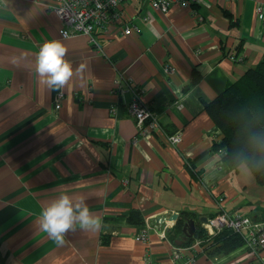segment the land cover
<instances>
[{
	"label": "crops",
	"instance_id": "obj_1",
	"mask_svg": "<svg viewBox=\"0 0 264 264\" xmlns=\"http://www.w3.org/2000/svg\"><path fill=\"white\" fill-rule=\"evenodd\" d=\"M53 3L0 0V264H145L146 255L174 264L175 247L200 239L182 246L172 215L187 214L203 228L222 196L228 212L264 223V187L248 165L231 168L212 150L223 133L205 109L264 60V21L255 12L264 0H200L167 13L153 11L150 0H129L120 21L98 34V46L84 35L63 38ZM123 23L140 33L125 35ZM51 39L66 44L74 68L89 66L83 83L74 77L59 91L39 84L35 56ZM121 75L140 90L160 131L139 134L127 111L133 93L116 89ZM176 133L182 141L172 145ZM64 192L89 197L104 226L69 232L58 245L37 220ZM145 225L142 243L135 237ZM210 250L196 264H264V250L259 257L243 246Z\"/></svg>",
	"mask_w": 264,
	"mask_h": 264
},
{
	"label": "built area",
	"instance_id": "obj_2",
	"mask_svg": "<svg viewBox=\"0 0 264 264\" xmlns=\"http://www.w3.org/2000/svg\"><path fill=\"white\" fill-rule=\"evenodd\" d=\"M52 10L58 16L63 24L60 29V35L64 37L67 34L68 38L84 35L89 38V41L97 44L96 38L98 34L105 31L106 28L113 23L119 22L122 18V5L129 0H53ZM200 0H150V7L153 11L167 13L174 4L181 7H190L194 4H199ZM256 16L261 21H264V3H257L255 7ZM149 17H145L147 21ZM123 33L132 35V33H140V28L134 23H123ZM232 60H241L236 56H231ZM123 85L133 93L132 101L127 107V111L134 118L140 135H151L154 131H160L161 127L158 122L157 115L149 109L140 98V90L134 86L131 78L120 76L116 81V89L123 92ZM63 94H59L56 100V109L61 107ZM168 141L172 145H178L182 141L181 135L176 133L168 136ZM226 154L225 150L221 151V155ZM225 198L218 197L217 205L219 212L208 218L206 223H203V228L208 234V238L217 236L224 230L232 231L240 236L243 241V247L250 251L255 256H260L264 250V223L252 219L249 215L243 212H228L224 209ZM162 223V222H161ZM166 229V228H165ZM163 229L161 235L166 236V231ZM148 225L136 234L135 239L142 243H147L149 240ZM210 241H198L192 246L180 247L177 246L173 250L174 264H196L199 255L209 249ZM145 264H158L149 259L146 255L144 258Z\"/></svg>",
	"mask_w": 264,
	"mask_h": 264
},
{
	"label": "trees",
	"instance_id": "obj_3",
	"mask_svg": "<svg viewBox=\"0 0 264 264\" xmlns=\"http://www.w3.org/2000/svg\"><path fill=\"white\" fill-rule=\"evenodd\" d=\"M199 77L194 76L192 84ZM205 109L223 133L222 139L213 143L212 150L219 154L225 150L226 154L221 159L231 168L248 165L256 182L264 187V60L249 69L217 98L205 102ZM134 215L137 217V212H132L130 218ZM187 218L191 217L183 214L177 220L175 232L179 238L183 235ZM136 222L143 224L140 218ZM205 237L206 231L197 228L195 235L183 242L182 246L189 245L195 238ZM210 240L213 244L209 246L212 254L230 253L244 245L243 239L229 230Z\"/></svg>",
	"mask_w": 264,
	"mask_h": 264
},
{
	"label": "clouds",
	"instance_id": "obj_4",
	"mask_svg": "<svg viewBox=\"0 0 264 264\" xmlns=\"http://www.w3.org/2000/svg\"><path fill=\"white\" fill-rule=\"evenodd\" d=\"M67 39V34H64ZM68 47L61 39L47 40L35 56V73L41 86L50 91H59L70 84L74 77L81 83L84 74L89 71L86 63L73 67L66 59ZM17 57H12V63H18ZM89 197L74 193H62L48 202L42 209L37 220L39 228L58 245H63L69 232H97L103 226L100 216L90 212L87 200Z\"/></svg>",
	"mask_w": 264,
	"mask_h": 264
},
{
	"label": "water",
	"instance_id": "obj_5",
	"mask_svg": "<svg viewBox=\"0 0 264 264\" xmlns=\"http://www.w3.org/2000/svg\"><path fill=\"white\" fill-rule=\"evenodd\" d=\"M178 218H179V214L175 213L172 215L171 220L177 221ZM207 220H208L207 218L201 219L203 223H206ZM196 231H197L196 221L193 218H187L182 231L183 235L180 238L185 242L187 239L192 238L195 235Z\"/></svg>",
	"mask_w": 264,
	"mask_h": 264
},
{
	"label": "rangeland",
	"instance_id": "obj_6",
	"mask_svg": "<svg viewBox=\"0 0 264 264\" xmlns=\"http://www.w3.org/2000/svg\"><path fill=\"white\" fill-rule=\"evenodd\" d=\"M200 240H202V241H209V238H208V234H207V232H206V237L205 238H202V239H200ZM210 245H213V244H210Z\"/></svg>",
	"mask_w": 264,
	"mask_h": 264
}]
</instances>
